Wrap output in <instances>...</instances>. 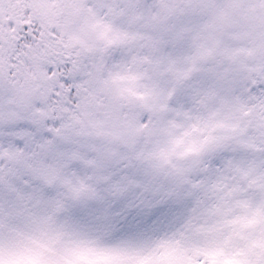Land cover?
<instances>
[{
    "label": "snow or ice",
    "instance_id": "6c2138e0",
    "mask_svg": "<svg viewBox=\"0 0 264 264\" xmlns=\"http://www.w3.org/2000/svg\"><path fill=\"white\" fill-rule=\"evenodd\" d=\"M0 264H264V0H0Z\"/></svg>",
    "mask_w": 264,
    "mask_h": 264
}]
</instances>
